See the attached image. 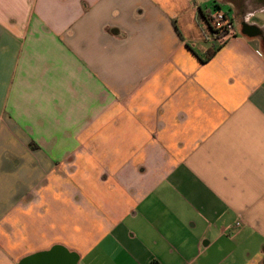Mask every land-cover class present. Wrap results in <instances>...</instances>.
<instances>
[{
    "label": "crops",
    "instance_id": "obj_1",
    "mask_svg": "<svg viewBox=\"0 0 264 264\" xmlns=\"http://www.w3.org/2000/svg\"><path fill=\"white\" fill-rule=\"evenodd\" d=\"M215 2L0 0V264H264V3Z\"/></svg>",
    "mask_w": 264,
    "mask_h": 264
},
{
    "label": "built area",
    "instance_id": "obj_2",
    "mask_svg": "<svg viewBox=\"0 0 264 264\" xmlns=\"http://www.w3.org/2000/svg\"><path fill=\"white\" fill-rule=\"evenodd\" d=\"M213 42L225 43L236 36V15L225 10L220 2H215L210 9Z\"/></svg>",
    "mask_w": 264,
    "mask_h": 264
},
{
    "label": "rangeland",
    "instance_id": "obj_3",
    "mask_svg": "<svg viewBox=\"0 0 264 264\" xmlns=\"http://www.w3.org/2000/svg\"><path fill=\"white\" fill-rule=\"evenodd\" d=\"M227 1H228V0H218V2L224 3L223 8H224L225 10H229L227 7L230 6V5L227 3ZM231 12H233V11H231Z\"/></svg>",
    "mask_w": 264,
    "mask_h": 264
},
{
    "label": "flooded vegetation",
    "instance_id": "obj_4",
    "mask_svg": "<svg viewBox=\"0 0 264 264\" xmlns=\"http://www.w3.org/2000/svg\"><path fill=\"white\" fill-rule=\"evenodd\" d=\"M233 1H235V2H240L241 0H233ZM260 1H263V3H264V0H260Z\"/></svg>",
    "mask_w": 264,
    "mask_h": 264
}]
</instances>
